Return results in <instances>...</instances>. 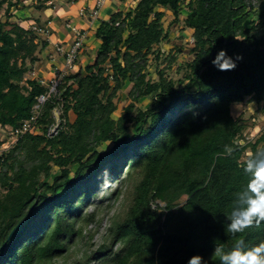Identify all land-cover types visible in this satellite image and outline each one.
<instances>
[{
  "label": "trees",
  "instance_id": "obj_1",
  "mask_svg": "<svg viewBox=\"0 0 264 264\" xmlns=\"http://www.w3.org/2000/svg\"><path fill=\"white\" fill-rule=\"evenodd\" d=\"M21 1L0 0V13ZM184 1L196 55L178 83L163 69L158 80L147 79L149 54L169 39L160 8L177 21ZM6 24L0 22V125L10 131L48 90L26 77L48 40L40 44L33 30ZM95 36L101 44L93 62L66 74L42 107L41 131L26 132L0 156V264H53L76 237L91 242L97 231L87 234V227L101 221L106 201L117 206L102 240L75 264H188L196 254L219 264L213 246L231 243L227 216L248 181L243 155L264 147V128L244 141L246 125L232 114L247 98L264 113V0H139L101 19ZM228 62L235 69L221 71ZM127 80L133 100L115 118L114 99ZM146 96L151 103L138 107ZM108 141L113 145L99 150ZM238 236L248 246L264 241V222Z\"/></svg>",
  "mask_w": 264,
  "mask_h": 264
},
{
  "label": "rangeland",
  "instance_id": "obj_2",
  "mask_svg": "<svg viewBox=\"0 0 264 264\" xmlns=\"http://www.w3.org/2000/svg\"><path fill=\"white\" fill-rule=\"evenodd\" d=\"M73 1L74 0H67V2H70V4H72ZM133 3L134 1L132 0L130 4L133 5ZM39 4H40L39 0H22L18 6H14L11 9L10 14L9 12L7 13L6 11L7 5L5 4L0 13V22L8 21V24L5 25V28H10L14 24H19L25 29H27L28 27H30L29 25H31V22H32L31 19L36 18L38 20L37 21L38 23H36L37 25H40L43 27L47 26L49 14H46L44 10L46 7H48V5L46 4L44 5V7L39 8L38 7ZM50 5H53V4L51 3ZM131 7L132 6L130 7L126 6V8L123 11L127 12L128 9ZM262 8L263 6L258 7L255 10V12L259 13ZM160 9L165 10V16L163 19V23H164L165 28L168 31L169 39L164 41L161 45H156L154 48L155 51L149 54L147 70H146L147 79H151L154 81L158 80L159 70L163 69L165 72V75L168 78H172L176 81V83H178L179 79L184 78V75L186 74V71L188 68V63L191 62L196 55L194 51V45H195L194 38L192 37L193 32L185 24V18L189 14L190 11L187 6V1H184L180 19L175 21L174 20L175 15H174L173 10L169 8H160ZM25 11H28V14ZM32 23H35V22H32ZM29 36L34 37L35 39H39L40 44L42 43V41L40 40L45 39L43 36L38 34L36 31H34V33L31 32ZM71 36H72L71 41L73 42L75 36L73 33H71ZM86 45L87 43H85L83 50L85 49ZM83 52H81L80 56L83 55L82 54ZM157 53H160V56L157 57L156 56ZM54 54H55V57L57 58V62H59L63 67L64 59H63V64H62V61H61L62 57H60V54L57 53V51H55ZM89 55H92L91 50L88 53V56ZM172 57H174V60H172ZM89 61H88L89 63H92L93 59ZM34 67L30 72L26 74V77L31 78L33 75L38 76L33 71ZM76 71L77 70L75 69L74 71H71V73L76 72ZM185 83H188V82L185 81ZM133 85L134 83L132 81L127 80L124 87L121 88L119 92L117 93V95L115 96L114 100L118 106V110L114 114L115 118H117L119 114L121 113V110L133 100L131 96V90L133 89ZM150 103H151V96H146L136 101V105L143 109H145ZM232 114L234 117L240 118L241 121L244 122L246 125L245 131H244L245 132L244 141H247V139H256L257 137L261 135L262 129L264 128V113L258 110V106L256 107V105L251 104V101L248 98L243 102L233 104ZM9 132L10 131L8 129H5V130L4 128L0 129V156L2 155V153L8 152L9 149L14 144V142L10 141ZM3 141L7 142L6 144L8 145L7 148L2 147ZM112 145H113V142L111 141L104 142L103 144L99 146V150H107ZM248 152L250 151H247L244 153L243 159H246ZM76 167H77L76 165L71 166L73 170H75ZM59 173H60V169L56 166L53 170L52 176L49 177L48 180L50 182H53L54 177L58 175ZM116 184H117L116 182L113 183V187H115ZM5 192H6L5 188L2 187L0 184V194L3 195ZM102 194H103V190H101L99 196H102ZM97 200H98L97 197L93 198L94 203L89 205L88 211H92L95 208L97 204L95 202H97ZM116 206L109 207L108 202L106 201L105 204L102 205L99 210L100 217H102L101 221L92 222L88 225L87 227L88 230L86 231L87 234L90 231H93L95 229L97 231L93 238L94 241H97L98 243L101 242L102 240L101 235L105 232L109 224V217L110 215L113 214ZM93 240L91 241L92 243H93ZM91 242L89 241L88 236L76 237L71 248L66 253H64L61 257H58L57 259H55L53 264H75L77 259H83L84 253L87 250H89V252H92V250L95 249V246Z\"/></svg>",
  "mask_w": 264,
  "mask_h": 264
},
{
  "label": "clouds",
  "instance_id": "obj_3",
  "mask_svg": "<svg viewBox=\"0 0 264 264\" xmlns=\"http://www.w3.org/2000/svg\"><path fill=\"white\" fill-rule=\"evenodd\" d=\"M218 67L221 71H227L235 69L236 64L228 62ZM188 109L192 110V116H199V112L194 111L195 105L190 104ZM225 151L231 155L233 149L226 146ZM243 172L248 181L236 193L231 212L227 216L226 231L232 235V241L230 244H215L211 252V258L218 260L219 264H264V241L248 246L238 236L246 229L258 227L264 222V147L247 153L243 161ZM188 264H209V261L196 254L189 259Z\"/></svg>",
  "mask_w": 264,
  "mask_h": 264
},
{
  "label": "crops",
  "instance_id": "obj_4",
  "mask_svg": "<svg viewBox=\"0 0 264 264\" xmlns=\"http://www.w3.org/2000/svg\"><path fill=\"white\" fill-rule=\"evenodd\" d=\"M131 1L132 0H107L100 9L98 16L93 17L91 11L95 0H74L72 4L67 2V0H48L46 2L48 7L45 8L44 12L49 14L47 26L50 27L51 32L49 38H47L48 45L41 53V60L34 67V73L40 77L50 78L55 74L58 67H62V65L57 62L54 52L56 51V43L59 42L64 45L72 43L71 33L65 26L67 21H72L80 28L85 29L88 33V37L86 39L87 45L83 50L84 52L82 51L83 55L79 57L80 59H78V66L76 70L80 64L86 65L89 63V60L95 57L96 50L101 44V41L95 36V30L99 26L100 20L109 19L112 13L118 10H124L126 6H132L134 8L139 0H133V5L130 4ZM51 3L53 5H50ZM131 8H129L128 11ZM25 12L28 14V11ZM31 21L38 23L36 18L31 19ZM43 37L45 38V36ZM90 50L92 55L88 56ZM60 57L62 56L60 55ZM61 61L63 64V57ZM32 77H35V75ZM251 104L256 105V107L258 106V103L254 101L251 102Z\"/></svg>",
  "mask_w": 264,
  "mask_h": 264
},
{
  "label": "built area",
  "instance_id": "obj_5",
  "mask_svg": "<svg viewBox=\"0 0 264 264\" xmlns=\"http://www.w3.org/2000/svg\"><path fill=\"white\" fill-rule=\"evenodd\" d=\"M107 0H95V3L92 7L91 14L93 17H97L100 9L104 5V3ZM28 30H34L38 34L45 36V39L49 38L51 29L49 26H40L36 23H31L29 25ZM66 28L74 34L75 38L72 43L68 45H64L63 43H56V51L59 53L63 59H64V65L63 67H58L55 71V74L50 77H40L35 76L41 84L47 85L48 90L41 94L36 104L34 105V108L32 110V114L30 117L25 119L21 126H18L12 130H10V141L16 142L19 137H21L23 134H25L28 131H34V132H40L41 128L38 123V117L40 116L42 107L45 105V103L49 100V98L57 94L59 92L60 84L63 81V78L66 76V74L70 73L71 71H74L78 66V59L80 57V54L83 50V47L85 46L86 39L88 37V33L85 29L80 28L76 24H74L72 21H67L65 23ZM48 40V39H47ZM55 115L57 119L59 118L60 112L58 110H55ZM4 127L0 125V129H3ZM59 129V121L52 124L48 129V135L53 136L58 132ZM5 130V128H4ZM9 143V142H8ZM7 142L4 141L2 143L3 148H7L8 145H6ZM163 204V203H161Z\"/></svg>",
  "mask_w": 264,
  "mask_h": 264
},
{
  "label": "water",
  "instance_id": "obj_6",
  "mask_svg": "<svg viewBox=\"0 0 264 264\" xmlns=\"http://www.w3.org/2000/svg\"><path fill=\"white\" fill-rule=\"evenodd\" d=\"M15 230V229H14Z\"/></svg>",
  "mask_w": 264,
  "mask_h": 264
}]
</instances>
